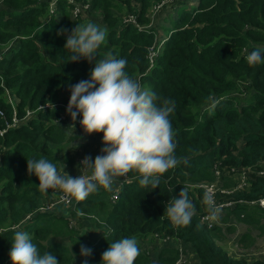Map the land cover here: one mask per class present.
<instances>
[{"label": "trees", "instance_id": "trees-1", "mask_svg": "<svg viewBox=\"0 0 264 264\" xmlns=\"http://www.w3.org/2000/svg\"><path fill=\"white\" fill-rule=\"evenodd\" d=\"M49 1L0 0V264H12L8 254L14 230L28 232L40 252L56 256L59 264L79 259L102 264L110 244L132 237L140 250L134 264H155L142 243L155 235L190 244L198 264H264V258L234 257L218 244L235 231L232 217L264 234V207L249 203L264 196V176L259 174L264 159V63L249 66L246 60L251 51L264 49V0H196L193 6L191 0H176L180 8L162 37L148 17L163 0H76L89 2L90 12L103 17V23L88 20L106 29L96 58L111 53L125 59V72L154 92L158 104L174 102L169 119L175 155L188 162L162 174L155 189L141 186L138 173L130 171V181L115 202L101 186L72 206L42 209L57 192L39 191L38 178L27 172V159L43 157L57 170L74 165L70 151L58 152L77 138L58 124L66 112L60 105L68 103L70 87L89 79L94 67L83 58L69 61L73 53L64 49L72 29L88 22L73 18L74 4L68 0L59 1L56 14L50 12ZM130 14L138 25L124 22ZM61 28L67 33L57 35ZM161 40L150 61V47ZM48 102L55 106L39 109ZM29 110L34 113L27 116ZM99 136L102 143L103 133ZM216 166L223 172V187L233 189L238 183L234 175L244 170L249 186L218 194L221 202L237 203L223 207L219 222L209 226L202 221L208 213L204 190L196 184L216 181ZM182 188L196 209L189 226L173 225L165 212ZM85 226L89 229L82 233ZM238 243L250 247L255 237L244 233ZM81 245L91 249L90 256L80 255ZM179 256L174 244L163 246L156 264H175Z\"/></svg>", "mask_w": 264, "mask_h": 264}, {"label": "clouds", "instance_id": "clouds-1", "mask_svg": "<svg viewBox=\"0 0 264 264\" xmlns=\"http://www.w3.org/2000/svg\"><path fill=\"white\" fill-rule=\"evenodd\" d=\"M67 31L61 28L57 35ZM105 39L106 29L88 22L76 25L64 45V49L73 53L69 61L77 62L83 58L89 63L94 62L90 78L70 87L66 113L74 123L78 116L81 117L79 123L86 134L103 133V154L94 160L85 156L79 166L82 170H90V174L82 171L76 177L65 171L59 172L54 163L43 157L27 159V172L38 178L39 191H61V200L66 205L73 199L85 200L101 186L111 191L115 178L126 176L132 170L138 173L141 186L152 185L155 189L162 174L181 162H188L187 158L178 159L175 155V133L169 119L174 102L163 100L158 104L159 98L154 92L143 89L125 72V59L111 53L97 59L96 52ZM246 60L249 66L264 63V49L251 51ZM203 201L208 208L207 219L216 220L220 208L216 206L211 190L204 192ZM165 212L173 225L189 226L196 209L187 190L182 188L178 198L169 201ZM139 254L135 237L123 238L109 245L102 253L101 261L102 264H134ZM8 255L12 264H59L51 253L42 254L29 233L22 230H14ZM80 255L90 256L91 249L81 245ZM84 264H87L86 259Z\"/></svg>", "mask_w": 264, "mask_h": 264}, {"label": "rangeland", "instance_id": "rangeland-1", "mask_svg": "<svg viewBox=\"0 0 264 264\" xmlns=\"http://www.w3.org/2000/svg\"><path fill=\"white\" fill-rule=\"evenodd\" d=\"M176 0H168L160 9L159 11L156 10H151L149 13V23L150 26H154L157 29V34L159 35V37H162L164 35L167 34L165 27L167 25H169L170 21L169 18L172 16H175L178 11L177 9L180 8L179 6H177L176 4ZM1 4V2H0ZM176 4V5H175ZM1 7V5H0ZM95 17L94 19H96L98 22L97 23H103V17L101 14H97V16L94 14ZM85 21V20H84ZM101 21V22H99ZM88 22V21H85ZM1 51L0 50V55H1ZM58 122L60 124H62L61 126L63 128H65L67 130V133L69 135L75 136L77 137L71 144H69L66 148H60L59 149V153L60 154H64L65 152L70 151L69 153L72 155H76L74 156L75 159V164L73 166H68V165H64L62 167H60V169L58 170L59 172L63 173V171L66 172V170H69L68 173L70 176L72 177H76L78 176L82 171L84 172V170L78 168L80 165L81 160H83V158L85 156H93V155H97V154H101V145L102 143L99 144H95L96 140L98 137H94V135H86L81 134V136H77V129L76 128H71L67 121L65 120H58ZM71 129V130H70ZM101 142V140H100ZM78 158V163L76 162ZM238 181L242 180V175H235L234 176ZM217 186H222L221 182H216L215 183ZM264 220V218H263ZM231 222L235 224V233H231L227 235V239L223 240V241H218V244L223 245L224 248H226L227 250L231 251V253L235 256H240V254H242L243 252H249L251 254V256H248L249 258H254L257 257V259H263L264 258V234L261 233V231L259 229H257L256 227L252 226L250 227L249 225L243 224L239 221H237L235 219V217L231 218ZM89 228L88 227H84L83 228V232L85 233ZM92 230V229H91ZM250 231L252 233V235L255 237L256 243L255 245H253L252 247H250L249 249H242L239 246H237L235 244V240L238 241V236L236 237V234L238 233V235L240 234V231ZM239 231V232H238ZM172 239V238H170ZM166 240L164 241L163 239H158L156 241L152 240V241H148L147 240H142V243L144 245L145 250H147V252H149L150 258L152 259V261L156 264V256L157 253L159 252V250L163 247V246H167L171 244V241H175V246L180 250V257H183L185 263L184 264H198L199 263V257L195 251V249L193 247L190 246V244H180L181 240L179 239H173V240ZM186 245V246H185ZM183 256H182V255ZM76 264H84V261L82 259H79L77 261ZM88 264V263H87Z\"/></svg>", "mask_w": 264, "mask_h": 264}, {"label": "built area", "instance_id": "built-area-1", "mask_svg": "<svg viewBox=\"0 0 264 264\" xmlns=\"http://www.w3.org/2000/svg\"><path fill=\"white\" fill-rule=\"evenodd\" d=\"M60 0H50L49 1V8H50V12L51 13H54L56 14L57 12V9H58V3H59ZM70 3L74 4V7L72 9V16L73 18H82L87 12H90L91 10V4L89 2L87 3H82V2H77L76 0H68ZM168 0H163L162 2L156 4L152 10H156V11H159V9L167 2ZM124 22H133L135 24L138 25L137 23V17L130 14V15H127L124 17ZM163 43V40L159 41V42H156L152 47H150V61H153L154 57L156 56L157 54V48H159V45H161ZM53 105V106H52ZM67 105L68 103H63L61 104L60 106L62 108L65 109L66 111V108H67ZM55 106V104L51 103V105L49 103L45 104L44 105V108L40 107L39 109H47V108H53ZM34 113V111H31L29 110L28 113H27V116H30ZM66 119V112H62L61 113V116H60V120H65ZM81 119V117H77V123L78 125H80L79 123V120ZM15 120H17L15 118ZM261 164V170L259 171V174L260 175H263L264 176V159L261 160L260 162ZM217 170H216V175H217V180L214 181V182H201L199 184H196V186L198 187H202L204 192L207 191V190H211L213 196H214V201H215V204L216 206H218L220 208V210H222L223 207L225 206H229V207H233L237 201H234V200H224L223 202L219 201V197H218V194H230L232 193L234 190L237 191V190H241V189H244V188H247L249 186V182H248V179H247V172L246 170H244L243 172H241L240 175H242V180L241 181H237L238 183L236 184V186L233 188V189H228V188H225L223 186H217L215 183L218 182L220 180V177L222 176V170L219 168V166H216ZM250 172V170L248 171ZM84 174H90V170L89 171H86ZM130 181V177L128 176V174L126 176H122V177H117L115 178V181L112 185V190L109 191L111 193V196H110V199L112 202H115L117 199H118V196H119V193H120V190H121V187ZM220 182V181H219ZM57 192V195L55 198L52 199V201H50L49 203L46 204L45 207H43L42 209H52L54 208L57 204H65L64 201L61 200V196H62V192L59 191V190H56ZM75 199H73L71 201V204H67L69 206H72V203L74 202ZM250 204H259L260 206L264 207V196L263 197H260L258 198L257 200H254L252 202H249ZM66 205V204H65ZM209 213H207L202 221L206 224H208L209 226L213 225L214 224V220H210V219H207ZM70 223L71 225H74L75 224V221L74 219H70ZM156 237L158 238H162V239H165V240H168L170 239L169 236H164V237H160L158 235H155ZM182 255V254H181ZM183 256V255H182ZM185 261L183 259V257H180L179 256V259L178 261L175 263V264H184Z\"/></svg>", "mask_w": 264, "mask_h": 264}, {"label": "crops", "instance_id": "crops-1", "mask_svg": "<svg viewBox=\"0 0 264 264\" xmlns=\"http://www.w3.org/2000/svg\"><path fill=\"white\" fill-rule=\"evenodd\" d=\"M196 0H191V1H189V6H193V5H195L196 4ZM94 14L97 16V14L98 13H93V12H87L83 17H82V19H86L85 21H88V20H90V19H94L95 17H93L94 16ZM173 17V16H172ZM175 17V16H174ZM171 18V17H170ZM94 20H96V19H94ZM97 21V20H96ZM98 22V21H97ZM99 22H101V21H99ZM102 23V22H101ZM151 24V23H150ZM149 24V25H150ZM157 27V26H156ZM65 121H67V123H68V125L71 127V128H76L77 129V136H81V134H84L85 132H84V129L81 127V126H79V125H77V120H76V122L74 123L73 121H72V119H71V116L70 115H68L67 113H66V119H65ZM74 125V126H73ZM71 130V129H70ZM87 134L85 133V136H86ZM89 135V134H88ZM91 135H94V137H98L97 138V140H96V142H95V144H101V142H100V136H99V133H93V134H91ZM101 147L103 148L104 147V145L102 144L101 145ZM101 154H103V153H101ZM101 154H97V155H101ZM74 155V154H73ZM97 155H93V156H91L92 158H93V160L95 159V157L97 156ZM74 156H76V155H74ZM82 161V160H81ZM76 162L78 163V158H77V160H76ZM75 164V163H74ZM78 168H80V166L78 167ZM81 169V168H80ZM86 171H89V170H84V173L86 172ZM66 172H68L69 173V170H66ZM236 175H238V174H236ZM235 176V175H234ZM237 180V179H236ZM238 181V180H237ZM53 191H56V190H53ZM221 211L219 212V214H218V218L216 219V220H214V224L215 223H218L219 221H218V219H219V217H220V215H221ZM232 223V222H231ZM242 223V222H241ZM234 224V223H233ZM244 224V223H243ZM235 225V224H234ZM247 225V224H246ZM85 227H87V226H85ZM92 231H93V229H92ZM236 232V231H235ZM235 232H233V233H235ZM239 232V231H238ZM247 232H250V231H247V230H244V231H240V234L238 235V233L236 234V237L235 238H237V236H238V239L237 240H239V238L241 237V235L242 234H244V233H247ZM251 233V232H250ZM230 234V233H229ZM252 234V233H251ZM228 235V234H227ZM152 238L154 239V241H156V240H158V239H162V238H158V237H156V236H152ZM164 241H166L165 239H163ZM170 240H173V239H170ZM235 242V244L237 245V246H239L240 248H242V249H249L250 247H252L253 245H255V243H256V240H255V243L252 245V246H250V247H241L240 245H239V243H238V241H234ZM171 244H174L175 245V241L173 242V241H171ZM180 244H184L182 241L180 242ZM186 246V245H185ZM163 248V247H162ZM230 253H231V251H229ZM231 255H233L232 253H231ZM234 257H237V258H241V257H246V258H248L249 260H255V259H257V257H254V258H249L248 256H251V254L249 253V252H243L242 254H240V256H235V255H233Z\"/></svg>", "mask_w": 264, "mask_h": 264}]
</instances>
